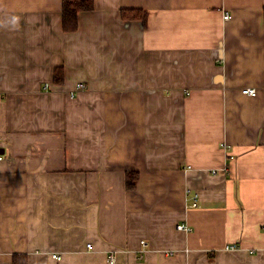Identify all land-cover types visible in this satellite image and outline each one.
I'll use <instances>...</instances> for the list:
<instances>
[{
    "label": "crops",
    "instance_id": "0c3cea01",
    "mask_svg": "<svg viewBox=\"0 0 264 264\" xmlns=\"http://www.w3.org/2000/svg\"><path fill=\"white\" fill-rule=\"evenodd\" d=\"M62 6L0 0V264H264V0Z\"/></svg>",
    "mask_w": 264,
    "mask_h": 264
},
{
    "label": "trees",
    "instance_id": "16d2710c",
    "mask_svg": "<svg viewBox=\"0 0 264 264\" xmlns=\"http://www.w3.org/2000/svg\"><path fill=\"white\" fill-rule=\"evenodd\" d=\"M94 8V0H63V27L67 31L76 30L78 28V12L81 10H91ZM58 73V69L56 74ZM133 172H128L127 187L134 188L136 180L131 176Z\"/></svg>",
    "mask_w": 264,
    "mask_h": 264
},
{
    "label": "built area",
    "instance_id": "2783aa9c",
    "mask_svg": "<svg viewBox=\"0 0 264 264\" xmlns=\"http://www.w3.org/2000/svg\"><path fill=\"white\" fill-rule=\"evenodd\" d=\"M228 14L225 15L226 18H228ZM46 86H49V84L47 83ZM78 87H86V85L84 83H80L78 85ZM243 91L247 94H255L256 93V88L254 87H246L243 89ZM1 137V136H0ZM0 159H2V155H0ZM189 200H190V203H189V206H197L198 205V194L197 193H190L189 194ZM179 229L181 230H185V231H189L190 230V227L188 224L186 223H181V224H178L177 226ZM92 244L91 243H88V247H91ZM228 248H231V249H234L236 248V245L235 244H231V245H228L227 246ZM52 255L54 256V258H56L57 260H61L63 258V256L61 254H58V253H52ZM117 252L116 251H110L108 253V262L109 264H116V261H117Z\"/></svg>",
    "mask_w": 264,
    "mask_h": 264
},
{
    "label": "bare ground",
    "instance_id": "6f19581e",
    "mask_svg": "<svg viewBox=\"0 0 264 264\" xmlns=\"http://www.w3.org/2000/svg\"><path fill=\"white\" fill-rule=\"evenodd\" d=\"M226 14H228V12H226ZM225 14V15H226ZM229 15V14H228ZM229 17V16H228ZM226 18V17H225ZM80 83H84V82H80ZM80 83H78V85L80 84ZM85 84V83H84ZM78 85H77V87L74 89V90H72L71 91V94L72 95H74L75 94V91L77 90V89H83L82 87H78ZM86 85V84H85ZM48 87V86H47ZM247 87H252V86H247ZM85 88V87H84ZM244 88H246V87H244ZM243 88V89H244ZM254 88H256V87H254ZM244 92V91H243ZM256 93H257V88H256ZM255 93V94H256ZM254 95V94H253ZM1 155V154H0ZM2 158H3V155H2ZM189 192H190V190H189ZM190 194V193H189ZM190 197V196H189ZM190 201V200H189ZM181 223H184V222H181ZM181 223H179V224H181ZM187 224V223H186ZM190 227V226H189ZM190 229H191V227H190ZM142 244L144 245V246H146L147 245V241L145 240V239H143L142 240ZM92 247V246H91ZM59 254V253H58ZM53 256V255H52ZM117 256V255H116ZM54 257V256H53ZM107 260H108V256H107ZM108 264H109V262H108ZM116 264H117V261H116Z\"/></svg>",
    "mask_w": 264,
    "mask_h": 264
},
{
    "label": "clouds",
    "instance_id": "9594fccd",
    "mask_svg": "<svg viewBox=\"0 0 264 264\" xmlns=\"http://www.w3.org/2000/svg\"><path fill=\"white\" fill-rule=\"evenodd\" d=\"M11 24H12L13 26H16V25L18 24V18H17V17H12V18H11Z\"/></svg>",
    "mask_w": 264,
    "mask_h": 264
}]
</instances>
